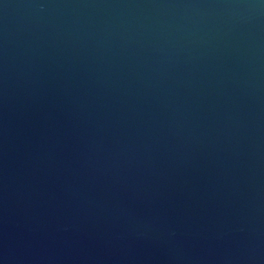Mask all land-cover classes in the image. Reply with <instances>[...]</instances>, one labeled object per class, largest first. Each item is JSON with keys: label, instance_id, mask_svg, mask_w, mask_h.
Here are the masks:
<instances>
[{"label": "water", "instance_id": "95a60500", "mask_svg": "<svg viewBox=\"0 0 264 264\" xmlns=\"http://www.w3.org/2000/svg\"><path fill=\"white\" fill-rule=\"evenodd\" d=\"M0 264H264V0H0Z\"/></svg>", "mask_w": 264, "mask_h": 264}]
</instances>
